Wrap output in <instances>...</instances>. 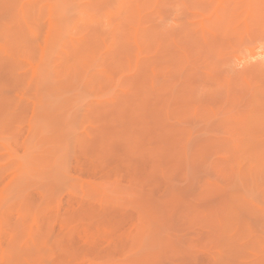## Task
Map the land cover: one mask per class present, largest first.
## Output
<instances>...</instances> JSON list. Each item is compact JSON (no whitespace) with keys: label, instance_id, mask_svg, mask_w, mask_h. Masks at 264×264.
<instances>
[{"label":"rangeland","instance_id":"1","mask_svg":"<svg viewBox=\"0 0 264 264\" xmlns=\"http://www.w3.org/2000/svg\"><path fill=\"white\" fill-rule=\"evenodd\" d=\"M0 264H264V0H0Z\"/></svg>","mask_w":264,"mask_h":264}]
</instances>
